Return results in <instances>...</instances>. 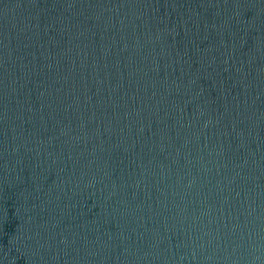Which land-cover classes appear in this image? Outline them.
<instances>
[{
  "label": "water",
  "instance_id": "obj_1",
  "mask_svg": "<svg viewBox=\"0 0 264 264\" xmlns=\"http://www.w3.org/2000/svg\"><path fill=\"white\" fill-rule=\"evenodd\" d=\"M19 264H264V0H0Z\"/></svg>",
  "mask_w": 264,
  "mask_h": 264
}]
</instances>
